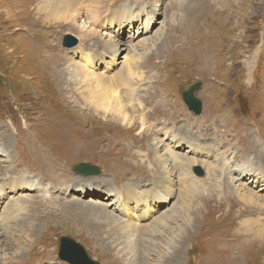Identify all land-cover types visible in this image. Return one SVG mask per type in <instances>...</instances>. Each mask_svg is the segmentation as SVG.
<instances>
[{"label": "rangeland", "instance_id": "374dc122", "mask_svg": "<svg viewBox=\"0 0 264 264\" xmlns=\"http://www.w3.org/2000/svg\"><path fill=\"white\" fill-rule=\"evenodd\" d=\"M36 1L0 0V218L13 204L0 220V264H68L62 238L98 264H264V0H41L47 21ZM50 57L66 61L60 75ZM126 61L148 82L144 106L169 99L164 115L148 113L161 125L153 136L166 146L179 131L190 179L159 162L150 170L144 127L85 113L75 88L64 92L74 68L113 79ZM195 83L199 116L183 100ZM185 139L205 152L194 157ZM211 148L220 155L207 157ZM82 164L100 175H77Z\"/></svg>", "mask_w": 264, "mask_h": 264}, {"label": "bare ground", "instance_id": "6f19581e", "mask_svg": "<svg viewBox=\"0 0 264 264\" xmlns=\"http://www.w3.org/2000/svg\"><path fill=\"white\" fill-rule=\"evenodd\" d=\"M35 2V1H34ZM37 9H36V13L38 16V20L41 19V17L43 16V18H45V20L47 21L48 18H47V11L41 6V0H37ZM22 4V3H21ZM21 6V5H20ZM23 11V10H22ZM60 9L57 8V7H53L52 8V12L53 13H57L59 12ZM24 13V12H23ZM26 14V13H24ZM35 15V14H34ZM93 19V18H92ZM147 20H150L149 18ZM66 21H69V19H66ZM151 24V23H150ZM150 24L147 23L146 21V24H145V34L148 33L150 31ZM116 37V36H115ZM111 43H115V42H112ZM115 46V44H113ZM98 46V45H97ZM115 50L117 49H114L112 52H116ZM115 56H110V58H112L111 62L113 61V58ZM52 57H50L51 59ZM54 59V65H56L55 67V71H57L59 73V70H58V67L59 65H61V63H63L64 65L66 64V61L65 60H61V59H58V58H52ZM58 59V60H57ZM92 61V60H91ZM119 61V60H118ZM93 63V61H92ZM49 64V63H48ZM118 64V63H116ZM251 65V66H250ZM252 63H248V68L251 69L252 68ZM72 66V64L69 65V67ZM68 68V67H67ZM71 69V68H70ZM88 68L86 67V69H80V68H74V70L72 71H69V76L71 77V79L67 82V86L66 88L64 89V92L68 91V89H71V91L73 90L74 91V88H75V91L74 92V96H73V99H74V104H76V106H80V103L79 101H82L83 102V106H80L82 111H87L85 113H88V112H94L96 114H100L102 115V118L104 119H107L109 117H111V121H115L116 124H119V125H124V126H127L129 128H133V129H136V125H140V127H144L145 128V132L150 136V141H151V145H150V141L148 142V146L146 148V152H150L152 153V156L148 159L151 160L149 162L150 164V170H154L156 171V167L158 166V163L162 166L161 168L164 170L163 173L166 174V175H169V176H173V175H176L177 179H190V174H184V171H185V168H183L182 166V158L180 157V155L177 153V150H181V146L178 147V146H174L175 144V136L176 134L179 133V131H171V135L172 137H174L173 139H170V144H167L166 146H163L164 147V150H163V155H161L159 157V159H157L156 155H157V152L158 150L161 148L160 145H158L157 141H156V138H154V127L156 128H160L161 125H158V122H157V125L155 126L156 124V120L155 119H152L148 113L149 111L150 112H153V114L155 116H159L160 114H163L164 115V112L162 113L161 112V109H164L163 106L166 105L168 102H169V99L167 98V102L164 103V101H161L160 103H156V107H150L148 105L144 106L142 102V98H140L141 96H139V92L142 91V93H145L143 96L147 95V93L145 92L146 91V87L144 88V85L146 84H143V83H147L148 82L146 81V79L142 76V75H136L135 73H133L128 65V61H126L122 67V71L118 73V75L113 78V79H109L107 77H105L103 75V77H99V76H96L94 75V73L92 71H90L89 69L87 70ZM96 69H94V72ZM54 71V70H53ZM54 71V72H55ZM48 72V71H47ZM97 73V72H96ZM56 74H54L55 76ZM60 75V73H59ZM63 75V74H62ZM66 75V73H65ZM102 75V74H100ZM48 77V75H47ZM63 78V76H62ZM44 78H42L41 80H43ZM58 79V78H57ZM67 79V78H66ZM38 80V79H37ZM49 80V79H47ZM133 81H137V83L135 84ZM96 82V84L94 83ZM44 83V82H43ZM49 83V81H48ZM44 85H46L44 83ZM48 85V84H47ZM138 86V87H137ZM46 87V86H45ZM48 87V86H47ZM48 90V88H47ZM124 91V96H121V92ZM152 89L150 90V93H151ZM49 92V91H48ZM51 92V90H50ZM63 92V93H64ZM47 93V91H46ZM52 93V92H51ZM54 93V91H53ZM9 94V93H8ZM73 94V93H72ZM164 94V93H163ZM50 95V93H49ZM166 97L167 95L164 94ZM11 96V94H10ZM47 96V95H46ZM53 96V95H52ZM51 96V97H52ZM70 96V95H69ZM76 96V97H75ZM76 102V103H75ZM79 104H78V103ZM67 112V111H65ZM139 113L140 116L137 118L135 117L136 114L134 113ZM132 113V114H131ZM65 114V113H64ZM84 114V113H82ZM81 115V114H80ZM98 116V115H97ZM181 116V115H180ZM92 117V116H91ZM93 118V117H92ZM137 118V119H136ZM91 119V118H90ZM162 119V118H161ZM205 119H210V117H207ZM94 121V120H93ZM154 121V122H153ZM88 122V121H86ZM137 124H136V123ZM92 123V122H91ZM173 123H176V122H173ZM170 123H168L169 125ZM163 125H167V124H163ZM167 125V126H168ZM63 128H64V125L62 124ZM61 126V127H62ZM117 126V125H116ZM66 127V126H65ZM143 129V128H142ZM141 131H144V129ZM150 130H152V132H150ZM186 130V128H185ZM65 132L64 130H61L59 131L60 133L61 132ZM157 131V130H156ZM187 134H190L191 131H188L186 130ZM200 132H203L202 134H207V135H212V132H211V129L206 127L205 125H202L201 129H200ZM32 133V132H30ZM41 133V132H40ZM87 133V132H86ZM45 134V133H44ZM37 136V135H36ZM43 136V135H42ZM45 136V135H44ZM115 136V135H114ZM93 137V136H92ZM166 137H168V135H166ZM33 138V137H32ZM50 138V137H49ZM109 140V139H107ZM155 140V143H154V146H153V143L152 141ZM160 140V139H159ZM163 140V139H162ZM161 140V141H162ZM52 141V140H51ZM131 141V140H130ZM185 146L187 148V144L189 145V150L190 151H193L194 153V157L196 156L197 157V154L198 153H201L202 152H205V149L201 148L200 144L198 143H193L191 141H188L185 139ZM18 142V141H17ZM96 142V141H95ZM117 142V141H116ZM119 142V141H118ZM132 142V141H131ZM163 142V141H162ZM197 142V141H196ZM133 143V142H132ZM112 144V143H111ZM221 144L223 145L224 144V141L222 140ZM219 145V144H218ZM168 146H173V147H168ZM214 150L213 153H207V157H212L214 155H220L218 150H215L214 148H211ZM162 151V150H161ZM260 152V151H258ZM138 153V152H137ZM141 153V152H140ZM146 154V153H145ZM142 155V154H141ZM184 156V155H183ZM186 156V155H185ZM134 157V156H132ZM155 158V159H154ZM225 158V157H224ZM223 158V159H224ZM132 159V158H131ZM192 159V158H190ZM156 160V161H155ZM216 160V159H215ZM234 162L231 163L232 166H234L233 164L238 162V160H236V158H233L232 159ZM225 161V160H224ZM223 161V162H224ZM127 162V161H126ZM142 162V160H141ZM137 163V162H136ZM67 164V163H66ZM64 165V164H63ZM147 164H145L146 166ZM230 166V163H227V162H224L223 163V170L225 173H229L230 171H232V169L229 167ZM139 167V166H138ZM171 167V168H170ZM170 168V171L169 169ZM172 168H175L177 169V171H174L175 169L171 170ZM233 168V167H232ZM206 169L208 171V175H209V169H208V166H206ZM238 169H240V167H238ZM63 170V169H62ZM148 171V170H146ZM1 172V171H0ZM149 176V175H148ZM151 177V176H150ZM210 177H213V175H209V178ZM246 177H250L249 175H244L243 176V179H245ZM81 177H78L77 179H79ZM168 179V177H166ZM152 179V177H151ZM16 179H11L12 183L15 182ZM81 180V179H79ZM237 181V180H236ZM251 181V180H250ZM139 183H143L145 184L144 182H140L138 180ZM253 182V181H252ZM260 182H262V180H255V183L256 184H259ZM205 183V182H204ZM35 184H39V183H35ZM234 184V183H233ZM33 188H36V187H33ZM24 192V191H22ZM172 192L173 189H172ZM116 193V192H115ZM15 194H17V192H15ZM82 193L81 192H78L77 193V196L81 195ZM116 194H120V193H116ZM15 196H12L10 197L9 199L13 198ZM84 198H88V197H85L83 196ZM49 196L47 194V192L45 193V197L44 199L42 200L43 202H50V200L52 199H48ZM89 198H92V197H89ZM88 198V199H89ZM93 199V198H92ZM172 199V197H171ZM48 200V201H47ZM170 202V200H169ZM167 202V204L169 203ZM55 204V203H54ZM166 204V203H165ZM165 204L163 206H165ZM12 207H13V204L10 203L9 205H6V207H4V215L0 218V220L2 222H4L5 220H7V216L9 215V212L12 211ZM53 209H56L57 211L60 210L62 207H52ZM158 210L160 208H157ZM64 209H61V212L63 211ZM157 213H160V211H157ZM103 214V213H102ZM108 214V213H107ZM107 214H105V218H109V219H112L110 218ZM107 216V217H106ZM98 219V218H97ZM114 219V218H113ZM112 219V220H113ZM116 219V218H115ZM150 220V218H142L141 221H143V225H144V220ZM118 222V221H116ZM0 225H2L0 223ZM143 225H140L138 228H136L137 230H139ZM127 227V226H125ZM2 230H4V233H5V228H2ZM3 234H0V238L2 237ZM186 263V262H185ZM221 263V262H220Z\"/></svg>", "mask_w": 264, "mask_h": 264}, {"label": "water", "instance_id": "95a60500", "mask_svg": "<svg viewBox=\"0 0 264 264\" xmlns=\"http://www.w3.org/2000/svg\"><path fill=\"white\" fill-rule=\"evenodd\" d=\"M72 46H76L77 41L73 37L67 38ZM201 88V83H195L183 94V100L190 112L196 116L201 115L202 103L195 97V93ZM74 172L82 177L99 176L98 168L89 165H79L74 167ZM201 174V172H199ZM59 257L68 264H98L86 252V250L76 241L70 238H62L59 242Z\"/></svg>", "mask_w": 264, "mask_h": 264}]
</instances>
